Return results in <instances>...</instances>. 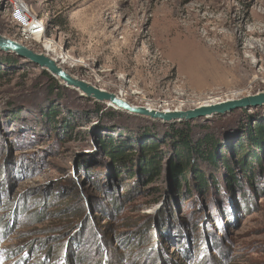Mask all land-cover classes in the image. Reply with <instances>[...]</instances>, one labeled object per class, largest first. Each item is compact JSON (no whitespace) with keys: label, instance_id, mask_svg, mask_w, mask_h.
Masks as SVG:
<instances>
[{"label":"rangeland","instance_id":"rangeland-1","mask_svg":"<svg viewBox=\"0 0 264 264\" xmlns=\"http://www.w3.org/2000/svg\"><path fill=\"white\" fill-rule=\"evenodd\" d=\"M25 2L47 22L59 67L134 106L187 110L264 91V0ZM0 35L21 43L4 0ZM41 42L23 45L48 53ZM182 121L212 157L193 163L205 194L193 173L189 194L178 189L168 166L179 147L166 128ZM258 122L264 106L170 122L130 113L0 50V264H264V142L246 135ZM152 141L161 157L149 182ZM109 144L131 155V173Z\"/></svg>","mask_w":264,"mask_h":264},{"label":"trees","instance_id":"trees-1","mask_svg":"<svg viewBox=\"0 0 264 264\" xmlns=\"http://www.w3.org/2000/svg\"><path fill=\"white\" fill-rule=\"evenodd\" d=\"M14 60L15 58H11L8 59V62L10 63ZM246 131V135L250 142L249 145L259 147V145L264 142V122H258L253 126L249 125ZM190 134V121H182L179 124H168L165 135L168 136L169 142H171V144L178 145L177 147L180 148H177L179 151L175 154L174 159H170L168 161V166L171 169L172 176L178 189L181 188V185L183 184L185 193L187 195L189 194V191L187 189V175H191L193 173L195 187L197 188V190H199L200 193L205 194L208 188V183L206 179H204L201 171L193 170V163L197 158L212 157L205 150H202L200 145H198L197 147L191 146ZM158 147L159 146L157 145L156 141L149 142L142 147V153L145 160L144 171L147 172L146 174L149 178V182L154 179L153 175L157 176L159 174V162L161 155L159 156L157 153H155ZM106 154L113 158V160L120 161L122 163V167L126 169V172L131 173L130 167L132 166V159H130L131 155L129 153L125 152L121 148H115L112 144H109L106 148ZM253 160L258 163L260 162L258 156H253ZM247 167V163L242 165V168L245 171H248ZM228 168L230 175L229 179L234 181L235 176L233 175V171L230 167ZM191 170L193 171L191 172ZM66 209L68 212H74V210L70 207Z\"/></svg>","mask_w":264,"mask_h":264},{"label":"water","instance_id":"water-1","mask_svg":"<svg viewBox=\"0 0 264 264\" xmlns=\"http://www.w3.org/2000/svg\"><path fill=\"white\" fill-rule=\"evenodd\" d=\"M0 50L10 51L15 53L18 57L28 60L39 66L41 69H45L53 76L59 77L65 84L73 88H77L80 92L86 96H91L98 101L109 100L113 105L124 109L128 112L147 116L152 119H158L161 121H180V120H192L199 117H207L213 113H223L236 108L258 107L264 106V91L257 92L255 94L246 95L239 98H230L225 101H220L212 104H202L194 108L180 111H159L149 110L145 107H133L128 103L116 98L109 92L102 91L83 80L72 77L64 70L60 69L53 60L45 56L42 53H37L25 45L16 41L9 40L0 35Z\"/></svg>","mask_w":264,"mask_h":264},{"label":"built area","instance_id":"built-area-1","mask_svg":"<svg viewBox=\"0 0 264 264\" xmlns=\"http://www.w3.org/2000/svg\"><path fill=\"white\" fill-rule=\"evenodd\" d=\"M4 2L9 10L10 18L17 25L21 44L30 40L42 41L45 39H50L53 44V35L51 38L46 36L47 22L32 12L25 0H4ZM41 44L43 45V42Z\"/></svg>","mask_w":264,"mask_h":264},{"label":"bare ground","instance_id":"bare-ground-1","mask_svg":"<svg viewBox=\"0 0 264 264\" xmlns=\"http://www.w3.org/2000/svg\"><path fill=\"white\" fill-rule=\"evenodd\" d=\"M257 33V30H252V34H256ZM5 38H7V37H5ZM9 40H12V41H15V40H13V39H11V38H8ZM17 42V41H16ZM42 42H43V47H44V50H46L48 53H42V54H44L45 56H47V57H49L51 60H53L54 61V63L59 67V65H58V63H57V59H56V57H51L50 55H49V52H54V48H53V45L54 44H51V40L50 39H45V40H42ZM252 44H253V48H255V47H261L259 44H258V42H256V41H254L253 40V42H252ZM28 48V47H27ZM59 56H60V59L62 60V62H68L69 63V66H74L75 65V59H73L71 56H69V55H65V54H59ZM58 58V57H57ZM60 69H62V70H64L62 67H59ZM65 71V70H64ZM66 72V71H65ZM67 73V72H66ZM67 74H69V73H67ZM55 78H57V79H59V77H56V76H54ZM72 77H74V78H76L75 76H72ZM78 79V78H77ZM60 80V79H59ZM80 80H82V79H80ZM62 81V80H61ZM84 81V80H83ZM63 82V81H62ZM86 82V81H85ZM64 83V82H63ZM86 83H88V82H86ZM65 84V83H64ZM89 84V83H88ZM66 86H68L67 84H65ZM91 85V84H90ZM93 86V85H92ZM68 87H71V86H68ZM95 87V86H94ZM71 88H73V87H71ZM97 88V87H96ZM75 90H77V88H74ZM99 89V88H98ZM101 90V89H100ZM102 91H104V90H102ZM106 92V91H105ZM121 92H123V91H121ZM120 92V94L118 93H111V94H113L116 98H118V99H120V100H122V101H124V102H126V103H128L129 105H131V106H133V107H140V106H134L133 104H131L125 97H124V95L122 94ZM82 93V92H81ZM139 92L138 91H133V93L132 94H138ZM83 94V93H82ZM246 96V95H245ZM232 97V96H231ZM244 97V96H243ZM219 99V98H218ZM217 98L216 99H211V100H205V101H203V102H201V103H204V104H212V103H216V102H218L219 100H218ZM218 100V101H217ZM105 101H107V102H109L111 105H113L109 100H105ZM106 104H108V103H106ZM202 105V104H201ZM115 106V105H114ZM117 107V106H116ZM141 107H145V108H147V109H149V110H159V109H156V108H154V107H152L151 105H147V106H141ZM117 108H119V107H117ZM173 110H176V111H180L181 109H179V108H175V109H173ZM173 110H168V109H164V110H159V111H163V112H166V111H173ZM126 111V110H125ZM128 112V111H127ZM131 113V112H130ZM147 117V116H146Z\"/></svg>","mask_w":264,"mask_h":264}]
</instances>
